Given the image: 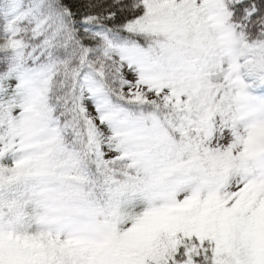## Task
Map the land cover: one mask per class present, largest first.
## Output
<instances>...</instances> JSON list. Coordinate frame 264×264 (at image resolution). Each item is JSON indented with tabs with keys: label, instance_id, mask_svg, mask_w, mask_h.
I'll list each match as a JSON object with an SVG mask.
<instances>
[{
	"label": "snow or ice",
	"instance_id": "obj_1",
	"mask_svg": "<svg viewBox=\"0 0 264 264\" xmlns=\"http://www.w3.org/2000/svg\"><path fill=\"white\" fill-rule=\"evenodd\" d=\"M0 264H264V0H0Z\"/></svg>",
	"mask_w": 264,
	"mask_h": 264
}]
</instances>
